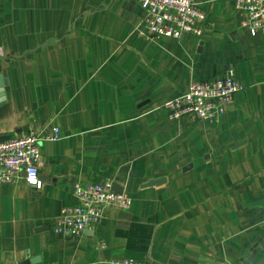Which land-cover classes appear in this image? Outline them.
Returning <instances> with one entry per match:
<instances>
[{
	"label": "crops",
	"instance_id": "crops-1",
	"mask_svg": "<svg viewBox=\"0 0 264 264\" xmlns=\"http://www.w3.org/2000/svg\"><path fill=\"white\" fill-rule=\"evenodd\" d=\"M200 37L146 38L134 0H0V141L44 142L40 191L0 184V264H247L264 254V32L232 0H193ZM232 70L242 90L216 123L170 120L191 81ZM162 180L158 185L147 186ZM131 200L62 238L73 184Z\"/></svg>",
	"mask_w": 264,
	"mask_h": 264
},
{
	"label": "built area",
	"instance_id": "built-area-1",
	"mask_svg": "<svg viewBox=\"0 0 264 264\" xmlns=\"http://www.w3.org/2000/svg\"><path fill=\"white\" fill-rule=\"evenodd\" d=\"M143 11L144 37L152 39L166 37L180 39L183 35L200 37V21L204 13L193 0H134ZM236 12L244 15L241 29L252 37L264 32V0H232ZM242 87L235 81L233 71L222 77L204 81H191L187 90L163 104L170 120L192 117L197 121L216 123L233 102ZM60 139L57 127L48 134L28 130L13 138L0 141V184H12L22 180L35 191H40L43 181L39 175L42 164L41 145ZM75 204L62 209L55 218L52 232L62 238L82 235L98 224L105 207L114 206L127 210L131 200L124 194L111 190L105 185L79 182L73 184ZM111 264H155L135 263L130 260H116Z\"/></svg>",
	"mask_w": 264,
	"mask_h": 264
},
{
	"label": "water",
	"instance_id": "water-1",
	"mask_svg": "<svg viewBox=\"0 0 264 264\" xmlns=\"http://www.w3.org/2000/svg\"><path fill=\"white\" fill-rule=\"evenodd\" d=\"M160 182H162V180L152 181L151 183H148L146 185V187L147 186H155V185H158ZM111 190L114 191V192H120V189H117V187L115 185H112ZM247 264H264V254H263L262 258L257 259V260H255L252 257Z\"/></svg>",
	"mask_w": 264,
	"mask_h": 264
}]
</instances>
